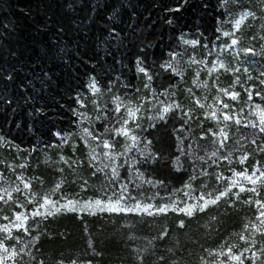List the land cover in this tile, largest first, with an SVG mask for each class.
Listing matches in <instances>:
<instances>
[{"label":"snow or ice","instance_id":"6c2138e0","mask_svg":"<svg viewBox=\"0 0 264 264\" xmlns=\"http://www.w3.org/2000/svg\"><path fill=\"white\" fill-rule=\"evenodd\" d=\"M217 9V24L210 35L180 37L183 45L192 46L193 54L187 59L169 47L167 58L162 49V62L154 58L149 63L148 46L141 44L134 77L121 83L115 93L111 76L105 84L93 74L86 91L76 92L67 110L60 106L58 114L71 112L69 127L53 131L49 140L24 149L14 142L15 137L0 130V149L12 157L0 160V264H47L42 238H54L49 225L67 214L81 218L105 213L119 218L121 214L146 215L156 220L171 213L175 230L184 232L193 222L209 230L212 224H221V208L228 215L243 209L250 215L235 235L236 242L227 238L215 249H204L207 256H201L199 264H264V63L254 59L264 61V0L247 4L217 0ZM247 20L253 23L245 46L240 33ZM257 24L258 34L251 31ZM58 30L63 32V25ZM108 31L118 35L115 25H109ZM17 71L0 74V79L14 81ZM141 77L143 93L136 83ZM25 87L22 81L21 97L26 95ZM105 93L111 95V102H101ZM5 99L15 113L10 98ZM193 125L199 129L198 137ZM209 140L211 151L201 143ZM42 147L58 150L52 175L59 179L51 185L38 166L31 169V157ZM182 157L190 161L187 167L181 164ZM161 167L170 172L168 177L157 175ZM5 172L15 180L7 181ZM101 175L102 195L96 197L93 188L96 198L85 199ZM169 181L174 193L182 196L144 203V199H154L143 196L144 184L167 188ZM130 185L138 195H132ZM73 186L80 191L70 195ZM171 231L166 226L155 239L163 243ZM92 251L91 258L76 257L67 264H93L103 253ZM149 254L147 250L137 253L133 264H145ZM52 264H65L64 256ZM152 264H166V257L160 255Z\"/></svg>","mask_w":264,"mask_h":264},{"label":"trees","instance_id":"16d2710c","mask_svg":"<svg viewBox=\"0 0 264 264\" xmlns=\"http://www.w3.org/2000/svg\"><path fill=\"white\" fill-rule=\"evenodd\" d=\"M242 2L247 4L249 0ZM205 4L209 6L205 7ZM177 7L180 11H173ZM217 10V0H0V74L6 76L13 69L18 70L14 73V81L0 79V130L15 137L14 142L24 149L49 140L53 131L69 127L71 112L64 111L60 115L58 109L63 105L67 110L75 93L86 91L85 85L93 74L105 84L111 76L115 93L121 83L134 77L135 59L141 44L148 46L149 63L154 58L158 64L162 62L159 59L161 50L167 58L169 47L180 51L187 59L193 50L189 45H183L180 37L190 40L200 38L201 33L210 35L217 24ZM235 14L232 12L233 16ZM60 25H63V32L58 30ZM109 25L116 26L118 35L109 34ZM254 59L264 63L260 57ZM22 81L26 85L24 97L20 96ZM136 83L143 93L144 78ZM5 97L16 107L15 113ZM111 99V95L105 93L101 102H111ZM193 128L198 137L199 129L195 125ZM231 131L235 132V129ZM201 143L211 151L210 140ZM57 152L42 147L31 157V169L36 170L38 166L49 185L53 179H59V175H52ZM24 155L27 156V152ZM6 156L7 150L0 149V160ZM7 158L12 159L11 156ZM188 163L190 161L181 158L184 167ZM199 163L196 160V164ZM121 171L127 175L126 169ZM26 174L30 175L31 171ZM157 175L168 177L170 172L161 167L157 169ZM103 183L101 175L88 193L93 194L94 188L96 195L101 196L99 189ZM175 186L180 187V184ZM130 188L137 193L134 185ZM142 188L144 196L160 201L182 196V193H174L170 181L167 188L147 184ZM79 190L73 186L69 191ZM221 213L223 222L212 224L210 230L193 222L184 232L175 230L176 221L170 217L153 220L150 217H123L122 214L123 218L90 217L83 223L65 216L49 225L52 230L49 235L54 238H42V249L46 253L43 258L47 264H52L62 254L67 264L72 258H91L94 248L103 255L95 257L93 264H133L136 254H145L147 250L150 254L145 264H152L160 255L166 257V264H199L201 256H207L204 249H215L227 238L236 242L235 235L250 215L247 209L234 210L228 215L221 208ZM166 226L172 231L161 243L155 237Z\"/></svg>","mask_w":264,"mask_h":264},{"label":"rangeland","instance_id":"374dc122","mask_svg":"<svg viewBox=\"0 0 264 264\" xmlns=\"http://www.w3.org/2000/svg\"><path fill=\"white\" fill-rule=\"evenodd\" d=\"M234 16H237L238 17V13H236ZM253 22L251 21V20H247V21H245V23H244V25H242L241 27H242V32L240 33V36H241V39H243L244 40V45L245 46H247V44H248V40H247V35L249 34V32H250V29H249V25H251ZM227 27V26H226ZM258 30H259V24H257L256 26H255V28H252L251 29V31H254V32H257L258 33ZM189 47H190V49H192V46H190L189 45ZM200 51H202V49L200 50ZM193 54V53H192ZM190 56H191V54H190ZM190 81H191V77H190ZM210 102V101H209ZM0 170H2V169H0ZM4 176H5V179L7 180V181H9V182H12V181H14L15 180V177L14 176H12L11 174L9 175V176H7L6 175V173H4ZM117 190H119V189H117ZM80 191V190H79ZM79 191H75V192H79ZM69 194L71 195L72 194V191H69ZM109 195H111V193L109 194ZM132 195H138V193H135V191L134 190H132ZM144 196V195H143ZM89 197H93V194H90V193H87V195L84 197L85 199H88ZM96 197H99L98 195H96ZM96 197H93V198H96ZM144 197H149L148 195H146V196H144ZM106 198V197H105ZM166 200L165 199H162L161 201L159 200V199H157L156 197H154V199H144V203H153V204H158V203H161V202H165ZM122 215V214H121ZM173 215L174 214H169L168 215V217H170V218H173ZM65 216H72V217H74L75 219H77V220H81L83 223H87L86 221H88V219L90 218V217H94V216H91V215H88V216H86V218H81L78 214H67V215H65ZM65 216H63V217H65ZM108 216H117L116 214H111V215H109V214H107V213H105V214H101V215H98V216H95V217H108ZM124 217V216H123ZM130 217H132L131 216V214H130ZM134 217H137V218H139L140 216L139 215H135ZM62 217H56L55 218V220H59V219H61ZM68 218V217H67ZM143 218H149V217H147L146 215L143 217ZM151 218V217H150ZM69 219H71V218H69ZM0 223H2V222H0ZM13 231H15V230H13ZM3 234L2 233H0V236H2ZM20 235H22V237H23V234H20ZM13 244L15 243V241H13L12 242ZM9 247H11V244L9 245ZM9 264H11V262H9Z\"/></svg>","mask_w":264,"mask_h":264}]
</instances>
